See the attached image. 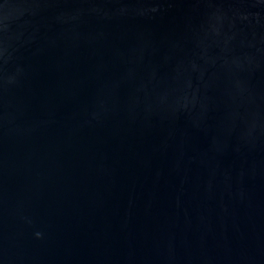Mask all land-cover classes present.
Returning <instances> with one entry per match:
<instances>
[{
	"label": "water",
	"instance_id": "95a60500",
	"mask_svg": "<svg viewBox=\"0 0 264 264\" xmlns=\"http://www.w3.org/2000/svg\"><path fill=\"white\" fill-rule=\"evenodd\" d=\"M0 264H264V0H0Z\"/></svg>",
	"mask_w": 264,
	"mask_h": 264
}]
</instances>
